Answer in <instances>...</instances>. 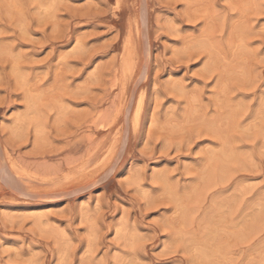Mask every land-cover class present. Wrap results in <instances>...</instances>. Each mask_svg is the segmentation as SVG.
Returning <instances> with one entry per match:
<instances>
[{
  "label": "rangeland",
  "instance_id": "obj_1",
  "mask_svg": "<svg viewBox=\"0 0 264 264\" xmlns=\"http://www.w3.org/2000/svg\"><path fill=\"white\" fill-rule=\"evenodd\" d=\"M0 264H264V0H0Z\"/></svg>",
  "mask_w": 264,
  "mask_h": 264
}]
</instances>
